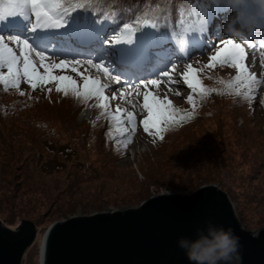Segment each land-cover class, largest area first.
<instances>
[{
    "label": "rangeland",
    "instance_id": "rangeland-1",
    "mask_svg": "<svg viewBox=\"0 0 264 264\" xmlns=\"http://www.w3.org/2000/svg\"><path fill=\"white\" fill-rule=\"evenodd\" d=\"M216 1L113 0L130 12L131 18L126 16L124 22L155 16L170 30H178L181 9L187 13L193 8L199 12L215 7L212 22L223 29L217 34L208 31L210 46L172 61L177 68L170 74L175 76L173 83L180 80L176 85L180 95L165 96L154 85L149 92L142 85L133 87L142 96L136 100L126 93L131 87L126 89L121 81H112L89 65L77 66L75 72L71 65L50 69L52 76H71L82 93L85 77L89 88L98 79L95 87L110 84L114 93H124L120 101L109 100L105 115L97 107L100 98H77L68 81L49 79L35 90L23 78L18 89L0 83V212L2 219L16 225L34 217L40 231L26 249L28 264H39L42 234L54 220L76 214V210L88 214L136 205L158 192H191L205 183L230 187L243 224L264 228V34H255V39L242 28L225 32L236 25L238 11L255 18L262 15L243 0L239 7L236 0ZM138 7L140 11L132 13ZM96 8L100 9L99 3ZM104 10L111 11V5ZM212 27L211 23L208 28ZM55 39L59 46L61 38ZM227 40L244 50L238 67L211 60L230 47L223 43ZM46 55L50 59L45 63L53 59L56 63L62 59L100 63L95 56ZM189 64L191 70L186 69ZM37 68L43 74L39 64ZM185 71L205 89L217 91L202 96L194 92L182 79ZM152 79L161 77L145 80ZM58 86H67L69 94L57 91ZM146 92L151 112L143 107ZM165 101L178 112L175 120H165L167 113L161 107ZM191 113L180 121V116ZM130 128L133 133L127 132Z\"/></svg>",
    "mask_w": 264,
    "mask_h": 264
},
{
    "label": "snow or ice",
    "instance_id": "snow-or-ice-1",
    "mask_svg": "<svg viewBox=\"0 0 264 264\" xmlns=\"http://www.w3.org/2000/svg\"><path fill=\"white\" fill-rule=\"evenodd\" d=\"M97 3L100 4L99 10L96 8ZM109 5L111 11L105 12L104 9ZM136 11H140V8L132 10V13ZM126 16L131 18L130 12L113 0H0V83L18 89L23 78L35 90L49 79L68 81L77 98L82 97L85 101L93 96L100 98L102 102L97 107L104 110L102 114L107 115L109 99L103 96V90L110 88V84L95 87L99 82L97 79L92 81L94 86L89 88L88 77H85V91L82 93L75 87L76 81L71 76H52L50 69L71 65L75 72L77 66L86 64L117 83L121 76H127L129 81L133 77L139 80L135 85L137 89L142 85L159 87L163 78H167L169 84L174 82L170 73L176 70L177 65L172 63L173 59L190 57L210 46L207 33L214 16L213 6L199 12L195 8L187 13L181 9L178 30H170V26L159 17L145 16L128 23L124 22ZM56 37L61 38L59 51ZM241 39L246 37L241 36ZM223 43L230 47L218 51L211 60H219L221 64L231 62L233 67H238L237 62L243 58V48L232 40ZM46 53L53 56H95L100 63H93L92 59H62L59 63L53 59L51 63H45L50 59ZM113 55L116 56L119 66L112 62ZM37 64L44 69L43 74L38 70ZM191 68L190 64L186 66L188 70ZM240 68L242 72L245 71L242 65ZM115 71H119L120 75L113 76L112 72ZM144 76H159L161 80H145L142 79ZM182 79L201 96L207 91H217L215 88L205 89L195 77L190 79L188 71L182 74ZM236 79L240 80L241 76L238 75ZM57 91H63L64 95L69 94L67 86H58ZM20 94L23 95V92ZM124 95L121 93V96ZM148 97L146 92L143 95V107L151 112ZM111 99H116L115 93ZM187 99L192 101L193 96L189 95ZM128 103L133 101L129 100ZM161 107L167 113L166 121L176 119L178 112L171 108L170 101H165ZM119 111L117 107V112ZM128 116L131 119L132 114L128 113ZM186 118L188 117L180 116L179 119L182 121ZM144 125V130L148 131L147 121Z\"/></svg>",
    "mask_w": 264,
    "mask_h": 264
},
{
    "label": "water",
    "instance_id": "water-1",
    "mask_svg": "<svg viewBox=\"0 0 264 264\" xmlns=\"http://www.w3.org/2000/svg\"><path fill=\"white\" fill-rule=\"evenodd\" d=\"M239 238L231 264H264V228L243 224L230 187L205 183L191 192H158L138 204L72 214L45 229L39 264H193L179 246L209 226ZM40 231L33 216L18 225L1 218L0 264H28Z\"/></svg>",
    "mask_w": 264,
    "mask_h": 264
},
{
    "label": "clouds",
    "instance_id": "clouds-1",
    "mask_svg": "<svg viewBox=\"0 0 264 264\" xmlns=\"http://www.w3.org/2000/svg\"><path fill=\"white\" fill-rule=\"evenodd\" d=\"M178 244L193 264H231L233 258L238 259L240 246L231 228L211 225L195 239L181 237Z\"/></svg>",
    "mask_w": 264,
    "mask_h": 264
},
{
    "label": "bare ground",
    "instance_id": "bare-ground-1",
    "mask_svg": "<svg viewBox=\"0 0 264 264\" xmlns=\"http://www.w3.org/2000/svg\"><path fill=\"white\" fill-rule=\"evenodd\" d=\"M213 9H215V7L213 8ZM226 10V9H225ZM223 11V10H222ZM236 13V12H235ZM236 16V15H235ZM223 17V16H222ZM246 17H248V15H246L245 16V19H244V22H246ZM258 20H260V21H262L261 20V17L260 18H258ZM249 21V18H248V20H247V22ZM246 22V23H247ZM211 25V24H210ZM223 25V24H222ZM233 25V24H232ZM212 28L211 29H209L208 28V31H209V33L210 34H212V33H214V34H217L221 29H223V27H219L218 28V25H217V22L214 20L213 22H212ZM214 26H217V27H214ZM221 26V25H220ZM211 27V26H210ZM237 28H239V29H241L242 27L240 26V24H236V25H233L232 27H229V29H227L228 31H225V32H229L230 30H234V29H237ZM217 30V31H216ZM242 30H245V29H243L242 28ZM209 37V36H208ZM60 44V43H59ZM59 47V46H58ZM195 54V53H194ZM111 59L112 60H115V62L118 64V61H117V58H116V56L114 55V56H112L111 57ZM175 72V71H174ZM178 73V72H177ZM120 74V73H119ZM171 75V74H170ZM118 76V75H117ZM172 76V75H171ZM174 79H175V76H172ZM178 77V76H177ZM121 78H122V76H121ZM120 78V79H121ZM152 78V76H144V77H142V79H151ZM133 81L134 82H139V80H136L134 77H133ZM174 81V80H173ZM178 81H180L179 79H177V80H175V82L176 83H171V84H169L168 83V81H167V78H165V83L163 82V83H161L160 85H159V87H160V89L162 90V92H164V93H167V94H169V95H171V96H175L176 95V93H177V87H176V85H177V82ZM182 83V82H181ZM128 86H130V84H128ZM132 87H134V86H132ZM152 87L153 86H148L147 87V89L148 90H152ZM103 92L105 93V96L106 97H109V100H111L112 102H115V100H119V95L117 94V93H115V95H116V99H111V97H112V95H113V93H114V91L112 90V89H110V88H107V89H104L103 90ZM138 92L137 91H135V90H132V97H134L136 100H139L141 97H140V94L138 95L137 94ZM133 129V128H132ZM131 128L127 131V132H134L133 130H132ZM45 233V232H44ZM44 233L42 234V237H41V240H40V250L42 249V244H43V238H44ZM37 236V235H36ZM40 256V255H39Z\"/></svg>",
    "mask_w": 264,
    "mask_h": 264
},
{
    "label": "trees",
    "instance_id": "trees-1",
    "mask_svg": "<svg viewBox=\"0 0 264 264\" xmlns=\"http://www.w3.org/2000/svg\"><path fill=\"white\" fill-rule=\"evenodd\" d=\"M256 2H260V0H255ZM192 115V113L191 114H188V115H186L188 118L190 117Z\"/></svg>",
    "mask_w": 264,
    "mask_h": 264
}]
</instances>
